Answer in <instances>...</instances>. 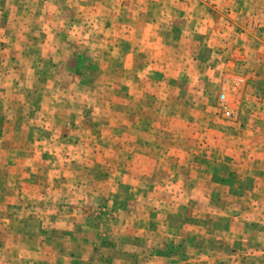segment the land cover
Segmentation results:
<instances>
[{
    "label": "rangeland",
    "instance_id": "1",
    "mask_svg": "<svg viewBox=\"0 0 264 264\" xmlns=\"http://www.w3.org/2000/svg\"><path fill=\"white\" fill-rule=\"evenodd\" d=\"M263 171L264 0H0V264H232Z\"/></svg>",
    "mask_w": 264,
    "mask_h": 264
},
{
    "label": "crops",
    "instance_id": "2",
    "mask_svg": "<svg viewBox=\"0 0 264 264\" xmlns=\"http://www.w3.org/2000/svg\"><path fill=\"white\" fill-rule=\"evenodd\" d=\"M253 179L255 176H253ZM251 177V178H252ZM262 179L264 181V171H263V175H262ZM262 195L264 197V189L262 190ZM262 228H261V233H255V231L252 229V231L248 232L247 235L245 237H239L236 239V243H237V250L234 251V254H232L231 257V261L232 264H264V205L262 207ZM253 236V237H252ZM247 242L250 246H253L252 248L248 249L247 252L245 254H243V252H238V249L243 246V242ZM239 253H241L242 255H240ZM159 254L153 253L152 257H162V256H158ZM244 255H246L247 257L244 259ZM201 260V259H200ZM222 259L219 260V263L221 262Z\"/></svg>",
    "mask_w": 264,
    "mask_h": 264
},
{
    "label": "built area",
    "instance_id": "3",
    "mask_svg": "<svg viewBox=\"0 0 264 264\" xmlns=\"http://www.w3.org/2000/svg\"><path fill=\"white\" fill-rule=\"evenodd\" d=\"M219 101L224 104L226 101H227V97H226V94L224 92L220 93L219 94ZM224 114L225 116L227 117H230L232 115V112L229 108H227L225 111H224Z\"/></svg>",
    "mask_w": 264,
    "mask_h": 264
}]
</instances>
